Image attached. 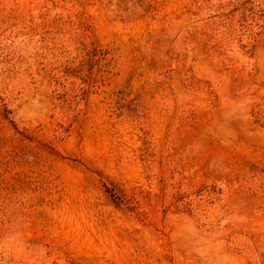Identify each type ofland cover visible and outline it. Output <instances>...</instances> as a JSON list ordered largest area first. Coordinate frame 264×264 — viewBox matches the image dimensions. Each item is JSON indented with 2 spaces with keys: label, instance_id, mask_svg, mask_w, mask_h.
I'll return each instance as SVG.
<instances>
[{
  "label": "rangeland",
  "instance_id": "rangeland-1",
  "mask_svg": "<svg viewBox=\"0 0 264 264\" xmlns=\"http://www.w3.org/2000/svg\"><path fill=\"white\" fill-rule=\"evenodd\" d=\"M0 264H264V0H0Z\"/></svg>",
  "mask_w": 264,
  "mask_h": 264
}]
</instances>
